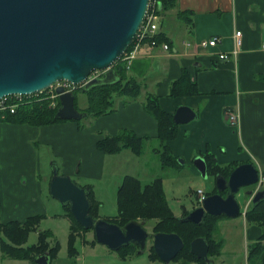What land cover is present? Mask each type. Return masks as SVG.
Returning <instances> with one entry per match:
<instances>
[{
	"label": "crops",
	"instance_id": "1",
	"mask_svg": "<svg viewBox=\"0 0 264 264\" xmlns=\"http://www.w3.org/2000/svg\"><path fill=\"white\" fill-rule=\"evenodd\" d=\"M160 12L155 36L161 33L164 39L154 45L151 38L146 39L135 57L127 63V74L140 83L141 93L136 98H117L119 102H116L115 110L96 119L94 126L101 122L98 127L106 130L107 134H90L87 140V130L82 132L78 121L42 125L40 133L54 136L60 134L56 132L59 130L63 133L59 139L61 151L68 154L70 148L72 151L74 148L91 149L103 163L107 154L116 153H105L96 147L95 143L101 137L123 130L133 131L143 138L157 137V120L144 106L148 96H156L169 114L174 115L180 105L189 106L197 113L195 119L177 123V136L168 142L172 154L181 158L182 163L193 162L196 156L212 152L220 165L252 162L260 174H264V50L261 48L264 42V0H176L173 6ZM179 12L183 13L182 17H179ZM237 30L243 31L242 48L233 56ZM212 36L220 38L216 46L202 48L198 45L200 40ZM163 43H168L169 49L165 50ZM221 53H227L228 57L222 58ZM182 73L188 75L183 87L190 85L189 89L193 91L173 96L170 94L173 84ZM231 110L239 113L237 124L230 121ZM17 124L23 130L35 128V125L25 122ZM12 149H5L10 151L6 158L10 156L11 161ZM95 175H100V172ZM0 194L3 204L2 188ZM198 202L200 205L201 201ZM247 208L241 212L244 216ZM26 218L15 220L24 221ZM251 225L255 226L251 227L255 233L261 230L256 224ZM255 235L252 244L258 241L264 244L261 234ZM84 240L82 250L86 252L88 249L94 254L98 242L85 243ZM82 250L79 249L75 257L68 255L63 263H71V259L81 255ZM1 256L3 260L9 257L3 252ZM111 257L116 260H111L112 264L133 260V257L123 259L119 256L117 261ZM253 262L264 264L262 258Z\"/></svg>",
	"mask_w": 264,
	"mask_h": 264
},
{
	"label": "water",
	"instance_id": "2",
	"mask_svg": "<svg viewBox=\"0 0 264 264\" xmlns=\"http://www.w3.org/2000/svg\"><path fill=\"white\" fill-rule=\"evenodd\" d=\"M151 0H0V100L15 94H32L63 81L83 85V90L109 84L119 79L112 68L116 60L127 52L138 34ZM159 9L162 3L159 1ZM103 75L89 78L97 70ZM60 107L59 119L80 120L87 112L75 105L73 91L56 87ZM197 113L180 105L174 114L176 123H186ZM183 162V161H181ZM194 164L203 176L208 175L206 159L199 155ZM260 176L252 162L238 164L227 177L216 176L218 192L205 196L201 204L180 220L201 224L207 214L238 216L241 204L236 194L242 187L254 186ZM227 190L226 195L221 192ZM52 196L70 211L84 228H93L98 243L109 249L135 244L137 254H143L148 237L153 239L159 258L170 262L184 247V240L174 232H152L137 220L124 226L90 213V189L75 183L69 175L59 174L53 168L50 184ZM254 190L247 191L252 195ZM257 201L264 196L258 191ZM247 207V205L245 206ZM190 251L197 258L209 262V241L202 235L191 241ZM51 254L45 251L36 256V264H50Z\"/></svg>",
	"mask_w": 264,
	"mask_h": 264
},
{
	"label": "rangeland",
	"instance_id": "3",
	"mask_svg": "<svg viewBox=\"0 0 264 264\" xmlns=\"http://www.w3.org/2000/svg\"><path fill=\"white\" fill-rule=\"evenodd\" d=\"M161 12L159 13V16ZM160 20V18H159ZM133 49V46L131 50ZM128 63L127 59L122 58ZM79 89V88H77ZM55 93L52 87L43 92L34 93L32 102H41L50 98V106L57 104ZM124 97V96H122ZM119 98L115 95V104ZM28 99V98H27ZM119 100V99H118ZM31 102V103H32ZM77 105L82 110L88 105V96L82 91H77ZM97 117L88 115L78 121L82 132L87 130L88 138L90 134H107L106 130L95 125ZM76 121L74 119L63 120ZM92 126H94L92 128ZM17 123L0 121V174L3 204L0 210V222L11 219H24L29 215L42 213L44 217L39 222L36 230L30 231L24 246L33 245L38 242L40 231L49 230L52 235L47 241L51 245L59 243V251L51 264H112L111 260L117 261L119 254L117 250L109 249L100 243L96 244L94 254L92 251L82 250V239L92 241L94 239L93 230L78 232L76 246L81 251V255L71 259V263H63V259L68 258V239L71 231L72 221L68 216L69 209L59 199L52 196L50 184L53 175V168L58 167L59 174L66 175V171H71L69 175L72 180L80 186L90 185L95 192V198L100 202L98 206V216L102 218H113L118 212L117 190L122 184L125 175H134L140 178L143 184L150 183L158 178L162 181L164 194L177 216H183L184 210H192L199 206L201 189L204 192L213 190L215 186V176L213 174L203 176L193 162L182 163L178 159V165L163 166L160 152V139L157 137L144 138L141 154L131 152V149H123L120 153L107 154L104 162L98 154L91 149L72 148L69 153L60 150L62 132L56 131L57 135L40 133L41 126H33L34 130L20 129ZM83 136V135H82ZM75 141L78 139L75 137ZM14 152L12 161L10 156L6 158L5 149ZM10 155V154H9ZM88 161L90 164L87 165ZM88 167V168H87ZM92 172L88 174L87 172ZM100 172V175H95ZM241 211L244 210L248 196L243 193V188L236 194ZM155 219L146 220L144 226L152 233L154 232ZM139 222H142L140 220ZM251 223L244 214L235 217L221 216L217 222L215 238L222 242L221 253L212 255L211 262L206 264H255L250 258L248 247L255 239V234H262L263 229L252 230ZM256 229V228H255ZM255 233V234H254ZM3 231L0 230V239ZM254 238V239H253ZM0 240V244H1ZM255 241V240H254ZM93 242V241H92ZM153 239L148 237L145 252L132 256V261H125V264H204L203 262L192 261L185 263L182 259H174L164 262L159 259H150V247ZM0 246V264H34L30 259L2 258ZM111 255V256H109ZM131 258V257H130ZM70 260V258H69ZM124 262V261H123Z\"/></svg>",
	"mask_w": 264,
	"mask_h": 264
},
{
	"label": "trees",
	"instance_id": "4",
	"mask_svg": "<svg viewBox=\"0 0 264 264\" xmlns=\"http://www.w3.org/2000/svg\"><path fill=\"white\" fill-rule=\"evenodd\" d=\"M162 3V8L159 9V4H157V12L163 11L165 8L168 9L173 6L176 0H157ZM179 17H182L183 13H178ZM157 41L163 40L164 37L161 33L154 36ZM135 39L129 46L127 51H130ZM124 55H122L112 68L116 71L119 79L115 82L109 84L96 85L88 90H83V87L74 90L75 94V105H77V91L82 90L88 96V105L81 111L87 112L88 115L100 116L108 114L115 110V95L118 97L127 96L130 98H136L141 93L140 83L134 79L130 78L127 74V64L122 61ZM183 74V73H182ZM187 74L184 73L181 77L175 81L173 88L170 92L173 96H179L184 93H191L193 90L188 87H183L184 81H186ZM191 86H193L191 84ZM24 103H20L15 112L8 110H0V121H8L13 123H27L35 126H42L57 123L63 121L64 119H59L56 117V112L60 105V100L57 97V104L50 106L51 99L46 98L41 102L28 101L26 97H23ZM32 102V103H31ZM145 109L150 112L157 120L158 132L157 138L160 140V147L158 151L161 155V160L163 166L172 167L178 165V157L172 154V149L169 145L171 139L176 138L178 124L174 120V115L169 114L161 106L158 97L148 96L147 100L144 101ZM78 120V119H77ZM76 120V121H77ZM79 121V120H78ZM144 138L137 135L135 132L130 130H123L118 134L109 135L99 138L96 141V147L105 153H117L124 148H129L136 154H141L142 144ZM203 157L206 159L208 164V175L213 174L215 176V186L213 190L206 192V196L218 192L216 186V176L219 173L230 175L231 171L238 165V163L232 162L227 165H220L217 162L216 157L211 153H204ZM161 179L158 178L150 183L143 184L140 178L134 175H125L122 184L117 190V203H118V214L113 218H105L109 221L115 222L119 225L124 226L127 222L131 220H142V224L150 219H155L154 232H174L178 233L184 240V247L177 254L174 259H182L185 263L192 261L203 262L206 264L203 258H197L190 251L191 241L199 236L205 237L210 243L209 258L212 255H218L221 253L222 242L215 238V233L217 230V222L221 216L225 215H211L207 214L201 224L194 222H183L180 217H183L189 213V210H184L183 216H177L171 206L169 205L166 195L164 194V189ZM90 192L88 194L89 200L91 202L90 213L93 217L99 218L98 206L99 201L96 200L94 190L90 185ZM1 188V187H0ZM225 194V191L221 192ZM1 194H0V210H1ZM69 209L68 216L70 217L71 231L69 233L68 239V254L70 257H75L79 250L76 246V240L78 237V232L80 230L88 231L93 230L94 243H97L95 231L93 228L86 229L81 224H79L74 215L70 211V206L66 205ZM241 214V213H240ZM44 214L28 215L24 221L20 220H9L6 222H0V230L3 231V237H1V250L4 255L18 258V259H30L34 264L37 255L49 251L51 254V260L56 258L59 251V243L51 245L47 238L51 236L52 233L49 230L40 231L38 242L29 246H24L27 241L30 231L36 230ZM246 219L252 223L256 224L263 229L260 239L264 238V201L253 204L252 207H248L245 213ZM139 246L135 244H129L122 246L117 250L119 256L123 259H128L132 256L137 255ZM249 257L253 261L262 258L264 261V244L261 241L255 242L249 245ZM150 259H159L154 246L151 245ZM211 259V258H210ZM162 261V260H161Z\"/></svg>",
	"mask_w": 264,
	"mask_h": 264
},
{
	"label": "built area",
	"instance_id": "5",
	"mask_svg": "<svg viewBox=\"0 0 264 264\" xmlns=\"http://www.w3.org/2000/svg\"><path fill=\"white\" fill-rule=\"evenodd\" d=\"M157 4L158 1L157 0H151L150 1V5L145 17V20L138 32V34L135 37V41L133 44V49L130 51H127L123 58L127 59V61L131 60L133 57H135L136 55V51L138 50V48L140 47L141 43L143 41H145L148 38H151V42L154 44H157V40L154 38L155 33L157 31L158 28V23L156 22L158 20V12H157ZM236 33L234 34L235 37V47L232 50V54L237 55L242 48V32L241 30H237L235 31ZM220 41L219 36H212L210 38H205L202 39L198 42V45L202 48H209V47H213L216 46ZM261 48L264 50V42L261 43ZM163 48L165 50L169 49V44L168 43H163ZM222 58L228 57L227 53H221L220 55ZM104 73L103 69H97L95 71H93L90 75L89 78L87 79H93L95 77H99ZM58 85H62L65 89V91H73L76 90L79 87H82L83 85H77V84H73L69 81H61L58 82L54 85H52V89H54L55 93L52 95L55 98L59 97V93L56 91V87ZM50 88V87H49ZM48 89V88H47ZM46 90V89H45ZM42 91H38V92H43ZM37 93V92H35ZM34 93L32 94H15V95H10V96H5L0 100V110H10L11 112H15L18 105L20 103H24L25 100H23V97L28 98V101H32L30 97L33 96ZM229 118L232 124H237L239 122V113L235 110H231L229 111ZM256 189H261L264 185V174H260L258 181L254 184ZM200 192V201L205 197V192L202 191L201 189L199 190Z\"/></svg>",
	"mask_w": 264,
	"mask_h": 264
},
{
	"label": "flooded vegetation",
	"instance_id": "6",
	"mask_svg": "<svg viewBox=\"0 0 264 264\" xmlns=\"http://www.w3.org/2000/svg\"><path fill=\"white\" fill-rule=\"evenodd\" d=\"M242 188H243V193L248 196V201L246 204L248 207H252L253 204L264 201V196H261L257 201H255V197H256L255 193H257L260 190H264V186L261 189H256L255 186H247V187H242ZM250 189L254 190V193L252 195L247 194V191H249ZM226 193H227V190H225V194L223 195H226Z\"/></svg>",
	"mask_w": 264,
	"mask_h": 264
}]
</instances>
